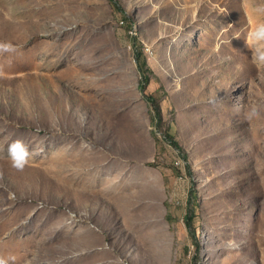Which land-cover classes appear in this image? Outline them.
Here are the masks:
<instances>
[{
  "label": "rangeland",
  "instance_id": "1",
  "mask_svg": "<svg viewBox=\"0 0 264 264\" xmlns=\"http://www.w3.org/2000/svg\"><path fill=\"white\" fill-rule=\"evenodd\" d=\"M261 3L0 0V257L264 264Z\"/></svg>",
  "mask_w": 264,
  "mask_h": 264
},
{
  "label": "clouds",
  "instance_id": "2",
  "mask_svg": "<svg viewBox=\"0 0 264 264\" xmlns=\"http://www.w3.org/2000/svg\"><path fill=\"white\" fill-rule=\"evenodd\" d=\"M250 0H243V6L247 11ZM252 11L258 16H264V3L256 5ZM254 42L252 49V60L258 66H264V23H258L251 31L248 32L246 43ZM16 46L11 42L0 41V53H15ZM3 69L0 67V73ZM246 118L251 120L258 118L260 113L257 107L253 106L249 111H246ZM8 157L11 161V166L17 171H23L30 162L31 153L28 146L22 140H16L8 146ZM2 176V174H0ZM9 198L15 199V194L9 192ZM14 257H0V264H9V261H14Z\"/></svg>",
  "mask_w": 264,
  "mask_h": 264
},
{
  "label": "trees",
  "instance_id": "3",
  "mask_svg": "<svg viewBox=\"0 0 264 264\" xmlns=\"http://www.w3.org/2000/svg\"><path fill=\"white\" fill-rule=\"evenodd\" d=\"M147 82H148V80H147ZM141 86H142V89L144 90L145 89L144 84H142ZM148 98L150 99L151 102L154 101V98H152L150 96H148ZM155 109L157 111V116L159 118L158 120L162 121V110H161V107L159 105H156ZM165 135H166L167 138H169L173 142V144L175 146L178 147V143L174 140V137L172 135H170L169 133H166ZM186 220H187L188 223H190V217L189 216H187Z\"/></svg>",
  "mask_w": 264,
  "mask_h": 264
},
{
  "label": "bare ground",
  "instance_id": "4",
  "mask_svg": "<svg viewBox=\"0 0 264 264\" xmlns=\"http://www.w3.org/2000/svg\"><path fill=\"white\" fill-rule=\"evenodd\" d=\"M168 8H170L171 6L170 5H167Z\"/></svg>",
  "mask_w": 264,
  "mask_h": 264
}]
</instances>
